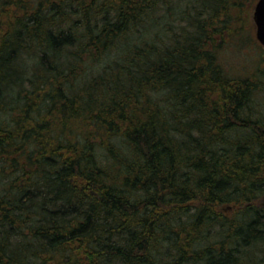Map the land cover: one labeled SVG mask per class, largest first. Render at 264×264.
<instances>
[{"label": "trees", "instance_id": "1", "mask_svg": "<svg viewBox=\"0 0 264 264\" xmlns=\"http://www.w3.org/2000/svg\"><path fill=\"white\" fill-rule=\"evenodd\" d=\"M39 1L0 34V264H264L263 82L214 54L249 0Z\"/></svg>", "mask_w": 264, "mask_h": 264}, {"label": "rangeland", "instance_id": "2", "mask_svg": "<svg viewBox=\"0 0 264 264\" xmlns=\"http://www.w3.org/2000/svg\"><path fill=\"white\" fill-rule=\"evenodd\" d=\"M9 0H0V9L3 3ZM23 0H11L6 10L0 13V34L6 29V25H12L13 20L21 16L18 6ZM29 4L40 2L39 0H26ZM258 0H249L246 9L248 13L247 23L248 31L241 33L240 37H231L224 34L223 41L218 43V49L214 53L216 55V63L221 64L227 74L233 77H250L257 74V78L263 82L261 88L264 87V48L259 44L255 37L256 26L253 22V12L255 4ZM12 27V26H11ZM226 33V32H225ZM263 198V197H262ZM264 201V200H263ZM231 212V211H230ZM224 215L226 211L222 212Z\"/></svg>", "mask_w": 264, "mask_h": 264}, {"label": "water", "instance_id": "3", "mask_svg": "<svg viewBox=\"0 0 264 264\" xmlns=\"http://www.w3.org/2000/svg\"><path fill=\"white\" fill-rule=\"evenodd\" d=\"M253 22L256 26V39L264 46V0H258L255 4Z\"/></svg>", "mask_w": 264, "mask_h": 264}]
</instances>
